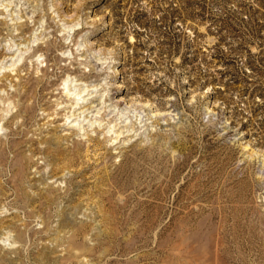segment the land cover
<instances>
[{
	"label": "rangeland",
	"instance_id": "1",
	"mask_svg": "<svg viewBox=\"0 0 264 264\" xmlns=\"http://www.w3.org/2000/svg\"><path fill=\"white\" fill-rule=\"evenodd\" d=\"M0 264H264V0H0Z\"/></svg>",
	"mask_w": 264,
	"mask_h": 264
},
{
	"label": "bare ground",
	"instance_id": "2",
	"mask_svg": "<svg viewBox=\"0 0 264 264\" xmlns=\"http://www.w3.org/2000/svg\"><path fill=\"white\" fill-rule=\"evenodd\" d=\"M66 96H67V98H69L68 99V101H71V103L69 104V106L70 107H72V108H84V104L83 105H80L81 103H83V102H86V103H88L87 101H85V98H83V96H80V94H78V96H74L73 98H72V96H71V93H69L68 91L66 92ZM91 103V102H90ZM79 107H78V106ZM88 108H90V106L88 107ZM76 124V123H75ZM74 124V125H75ZM125 130H123V129H119L118 130V134H117V136H119L120 134H122L123 132H124Z\"/></svg>",
	"mask_w": 264,
	"mask_h": 264
}]
</instances>
